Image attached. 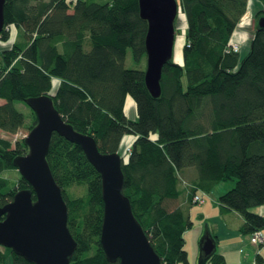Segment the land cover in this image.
<instances>
[{
	"label": "trees",
	"instance_id": "1",
	"mask_svg": "<svg viewBox=\"0 0 264 264\" xmlns=\"http://www.w3.org/2000/svg\"><path fill=\"white\" fill-rule=\"evenodd\" d=\"M248 1L177 0L186 22L182 61L164 65L161 94L152 98L144 84L147 23L137 0H6L0 130L14 135L26 125L16 102L48 95L63 120L91 136L103 154L118 152L124 135H133L121 158L122 193L161 264H188L184 233L193 226L190 208L221 183L233 185L218 195L219 212L238 214L237 230L251 243L264 230V215L251 211L264 207V31L256 27L241 59L231 47ZM258 1L257 21L264 17V0ZM128 95L136 120L124 112ZM32 114L29 131L36 124ZM26 152L23 140L0 137V207L17 191L31 189L20 176H3L16 171L14 158ZM46 160L77 244L70 264H118L107 261L99 241V173L79 146L56 133ZM7 259L34 264L0 246V264ZM199 264L227 262L214 251ZM254 264H263L259 254Z\"/></svg>",
	"mask_w": 264,
	"mask_h": 264
},
{
	"label": "water",
	"instance_id": "2",
	"mask_svg": "<svg viewBox=\"0 0 264 264\" xmlns=\"http://www.w3.org/2000/svg\"><path fill=\"white\" fill-rule=\"evenodd\" d=\"M0 0V32L4 5ZM139 16L147 23L145 35L144 84L152 98L161 94L164 65L172 60L177 0H137ZM257 29L264 31V17ZM25 104L36 116V124L24 137L25 155L13 160L20 177L31 189L17 191L0 207V246L34 264H70L76 241L67 227V207L46 160L53 133L79 146L99 173L103 200L100 245L108 262L118 264H161L144 230L134 217L129 199L122 193V159L117 152H99L95 140L76 132L54 108L48 95L28 98ZM35 195V200L32 198ZM216 251L209 231L200 242V256Z\"/></svg>",
	"mask_w": 264,
	"mask_h": 264
},
{
	"label": "rangeland",
	"instance_id": "3",
	"mask_svg": "<svg viewBox=\"0 0 264 264\" xmlns=\"http://www.w3.org/2000/svg\"><path fill=\"white\" fill-rule=\"evenodd\" d=\"M260 5L261 4L258 0L248 1L247 11L232 35L233 43L231 47L233 49V45L238 44V48L236 49V51L239 52L240 59L243 58L249 51L250 41L258 24L257 18H255L254 15ZM174 27L175 36L172 60L174 62L181 63V49L185 40L186 22L184 16L180 11H178ZM15 36V30L11 29V41L15 39ZM0 47H3V45L1 44ZM126 65L127 67H133L134 63L128 59ZM55 85L56 81L54 82V86ZM14 105L18 111L22 112L26 116V125L14 135L0 130V136L8 138L12 140V142L24 139V137L29 132L27 127L30 125L33 119V111H31L26 104L16 102ZM124 112L128 119H137L135 102L134 99L129 95L126 96L125 99ZM133 138V135H124L117 152L121 158H125L127 156V153L129 151L128 147L131 145ZM3 176L9 178L10 180H17L20 175L17 171L8 170L3 173ZM232 185L233 182L221 183L215 189H213V191L209 195H204V203L193 205L190 208V218L193 222V226L184 233L185 250L187 252L188 264H199L200 242L207 230L211 231L217 238L216 252L219 253V251H226L225 253H228L225 255V257L229 264H239L240 262H243L242 264H254L253 256L250 257L247 256V254L250 250H252V248L256 250L257 247L249 242L248 235H239L238 232L232 231L229 228V225L232 224L233 220H226V223H228L226 224L225 221L221 219L219 215V207L215 202L216 196L218 197V195H220L221 193H225V191L228 190ZM81 193V190L76 191V194L78 195H80ZM261 208L264 207H254L251 209V211L259 212ZM235 235L244 237L245 240H247L245 241V243H247L241 245L236 249V251H234L235 249H229L230 245H235L233 244V241H235ZM5 264H11L10 259H7Z\"/></svg>",
	"mask_w": 264,
	"mask_h": 264
},
{
	"label": "crops",
	"instance_id": "4",
	"mask_svg": "<svg viewBox=\"0 0 264 264\" xmlns=\"http://www.w3.org/2000/svg\"><path fill=\"white\" fill-rule=\"evenodd\" d=\"M216 199H217V196H216ZM216 199H215V202H216ZM259 213H261V214L264 215V208H261V210L259 211ZM219 215H220L221 219L225 221V223H226V220L232 219L233 221H232V224L229 225V228L232 231L238 232L237 228H238V226H239V224L241 222V218H240V216L238 214L229 213V214H224V215L219 214ZM226 224H228V223H226ZM263 234H264V230H263ZM239 235H241V234L239 233ZM234 237H235V241H233L234 242L233 244H235V245H230V248L229 249H235L234 251H236V249L239 248L241 245H244V244L247 243V242L245 243V241H247V240H245L244 237L237 236V235H235ZM256 247H257V249L255 250V249L252 248V250H250L248 252L247 256H250V257L253 256V262H254L255 261L256 254H259L262 257L263 264H264V245L263 246H256ZM225 252L226 251H219V253L222 254L224 257H225L226 254H228V253H225ZM225 259H226V257H225ZM226 262H227V260H226ZM242 263L243 262H240L239 264H242ZM227 264H229V263L227 262ZM235 264H237V263H235Z\"/></svg>",
	"mask_w": 264,
	"mask_h": 264
},
{
	"label": "built area",
	"instance_id": "5",
	"mask_svg": "<svg viewBox=\"0 0 264 264\" xmlns=\"http://www.w3.org/2000/svg\"><path fill=\"white\" fill-rule=\"evenodd\" d=\"M234 52H236L237 46L233 45ZM195 200H199L198 197H195ZM251 243L252 244H264V234L262 232H257L255 233L254 236L251 238Z\"/></svg>",
	"mask_w": 264,
	"mask_h": 264
},
{
	"label": "bare ground",
	"instance_id": "6",
	"mask_svg": "<svg viewBox=\"0 0 264 264\" xmlns=\"http://www.w3.org/2000/svg\"><path fill=\"white\" fill-rule=\"evenodd\" d=\"M237 46V45H236Z\"/></svg>",
	"mask_w": 264,
	"mask_h": 264
}]
</instances>
